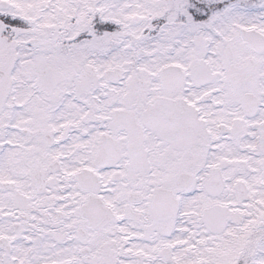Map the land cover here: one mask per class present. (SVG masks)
<instances>
[{
  "label": "snow or ice",
  "instance_id": "1",
  "mask_svg": "<svg viewBox=\"0 0 264 264\" xmlns=\"http://www.w3.org/2000/svg\"><path fill=\"white\" fill-rule=\"evenodd\" d=\"M0 264H264V0H0Z\"/></svg>",
  "mask_w": 264,
  "mask_h": 264
}]
</instances>
